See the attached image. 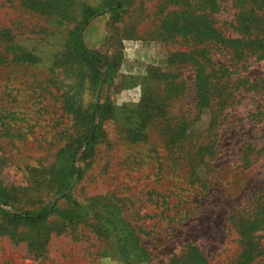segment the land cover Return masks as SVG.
<instances>
[{
  "label": "rangeland",
  "instance_id": "obj_1",
  "mask_svg": "<svg viewBox=\"0 0 264 264\" xmlns=\"http://www.w3.org/2000/svg\"><path fill=\"white\" fill-rule=\"evenodd\" d=\"M212 1L232 39L233 3H264L0 0V264H264V42H201Z\"/></svg>",
  "mask_w": 264,
  "mask_h": 264
},
{
  "label": "trees",
  "instance_id": "obj_2",
  "mask_svg": "<svg viewBox=\"0 0 264 264\" xmlns=\"http://www.w3.org/2000/svg\"><path fill=\"white\" fill-rule=\"evenodd\" d=\"M233 4L237 9L236 21L234 27L236 31H238V33L239 32L246 33V35L248 36L247 39L245 38L232 39L224 36V34L219 30L220 28L217 27V21L214 17V14L219 12L220 5L218 6V4L215 1H212L210 2V6L212 8L210 10L211 11L210 20L208 19V16H204L206 18H204L203 21L199 19L196 22L205 25L204 32L200 31L199 24L196 25V31L202 37L201 42L203 41L214 42L217 41L216 40L217 38L221 37L222 41H219L221 43L233 44L235 46L243 45L244 48H247L248 46L255 47L256 44H262L264 42V40L260 39L257 35V33L264 28L262 27L264 26V3H258L256 1H250L246 3L244 1H239V2H234ZM118 6L120 8L121 3H119ZM95 15H97L96 12H92L90 18ZM83 27L84 26L78 29L76 35L79 52L85 58V60L89 61V63L93 65L95 68L97 69L105 68V67L109 68L110 66L107 64V60H105V58L99 52L91 50L85 45L82 38ZM251 36H254V38H251ZM203 37H205V39H203ZM241 49L235 50L236 56L243 55V51ZM194 58L196 59V67H197L196 68L197 74L194 83L196 105L198 106L197 108L203 110L204 108L208 107L210 100V93L211 90L214 88L211 86L212 75L215 76L217 74H220L222 70H215L210 68V65L212 64V60L211 58H208L205 50L196 51ZM222 68L224 67L220 66V69ZM218 90H219V86H217V91ZM99 109H100V105L94 106L93 120L95 119V115L98 113ZM95 137H96V128L95 126H92L91 133L89 138L87 139V142L90 144L93 143ZM77 173H79V169L74 165V160H73L71 165V174H77ZM53 211H54L53 207L52 208L48 207L40 212L11 214V218L18 221L35 223L38 221L45 220ZM251 247H253V245ZM249 250H251V248ZM252 261H253V257L250 254L248 256H241L240 260H238L236 264H250ZM191 263L196 264L195 261Z\"/></svg>",
  "mask_w": 264,
  "mask_h": 264
},
{
  "label": "water",
  "instance_id": "obj_3",
  "mask_svg": "<svg viewBox=\"0 0 264 264\" xmlns=\"http://www.w3.org/2000/svg\"><path fill=\"white\" fill-rule=\"evenodd\" d=\"M73 185V184H72Z\"/></svg>",
  "mask_w": 264,
  "mask_h": 264
}]
</instances>
